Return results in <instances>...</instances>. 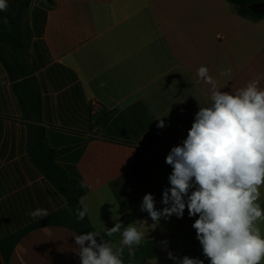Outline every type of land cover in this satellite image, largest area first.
<instances>
[{
  "label": "crops",
  "instance_id": "crops-1",
  "mask_svg": "<svg viewBox=\"0 0 264 264\" xmlns=\"http://www.w3.org/2000/svg\"><path fill=\"white\" fill-rule=\"evenodd\" d=\"M26 25L22 49L0 44L1 264H81L77 220L36 164H56L84 186L87 218L102 232L134 200L151 193L156 202L170 187L166 156L210 103L199 67L221 92L257 77L264 88V18H242L225 0H31ZM146 136H155L151 147ZM36 208L49 215L33 219ZM197 218L185 208L158 224L135 219L147 225L134 255L121 233L110 242L123 247V264H177L169 252L209 264L200 242L185 238Z\"/></svg>",
  "mask_w": 264,
  "mask_h": 264
},
{
  "label": "clouds",
  "instance_id": "clouds-1",
  "mask_svg": "<svg viewBox=\"0 0 264 264\" xmlns=\"http://www.w3.org/2000/svg\"><path fill=\"white\" fill-rule=\"evenodd\" d=\"M7 7V0H0V11ZM3 23H8L6 17ZM197 78L211 85L210 103L199 106L186 139L166 156L165 162L173 169L168 177L170 187L163 190L166 207L157 210L149 193L140 210L154 224L161 217L182 218L185 208L189 217L198 216L192 227L209 264H264V235L257 227L264 220V209L258 203L264 187V88L257 77L235 92H221L206 66L197 69ZM157 126L163 128V120ZM87 213L88 206L81 199L76 215L83 220ZM28 215L44 218L49 212L36 208ZM146 225L145 220L127 226L119 221L104 234L89 231L74 236L81 264H123V247L104 236L121 233L120 245L134 255L135 246L145 239ZM168 257L177 264H204L188 256L179 259L171 252Z\"/></svg>",
  "mask_w": 264,
  "mask_h": 264
},
{
  "label": "trees",
  "instance_id": "trees-1",
  "mask_svg": "<svg viewBox=\"0 0 264 264\" xmlns=\"http://www.w3.org/2000/svg\"><path fill=\"white\" fill-rule=\"evenodd\" d=\"M227 3L235 7L238 16L258 20L264 17L255 16L249 10L248 6L254 3L264 2V0H225ZM31 0H7L8 7L6 11H0V44L7 45L13 50L22 49L23 41L27 36L26 29L20 23L23 16L26 14ZM7 18L8 23H3V19ZM8 72H11V66L4 60H1ZM155 142V136H146L142 142L143 145L151 147ZM146 151V150H143ZM44 176L52 183L56 190L64 197L66 206L71 211L77 220L80 234H85L89 231H94L89 223L87 215L83 220H80L76 215V209L80 207V199L85 195V188L78 180H69L65 171L56 164H36ZM140 155H137L131 166L132 187L134 188L140 178ZM163 192L159 199L155 202V208L162 210L166 205L162 203ZM140 201L134 200L133 207L130 213L124 214L119 221L124 226L130 224L135 219H139L148 215L147 212H142ZM118 221V222H119ZM105 231L100 232L104 234ZM115 235V234H114ZM113 235V236H114ZM112 236V237H113ZM112 237L104 236V239L111 241ZM185 238L188 241H196V235L187 233ZM99 237L97 240L99 242ZM1 264V262H0Z\"/></svg>",
  "mask_w": 264,
  "mask_h": 264
},
{
  "label": "water",
  "instance_id": "water-1",
  "mask_svg": "<svg viewBox=\"0 0 264 264\" xmlns=\"http://www.w3.org/2000/svg\"><path fill=\"white\" fill-rule=\"evenodd\" d=\"M248 10L255 16L264 17V2L251 4L248 6Z\"/></svg>",
  "mask_w": 264,
  "mask_h": 264
},
{
  "label": "rangeland",
  "instance_id": "rangeland-1",
  "mask_svg": "<svg viewBox=\"0 0 264 264\" xmlns=\"http://www.w3.org/2000/svg\"><path fill=\"white\" fill-rule=\"evenodd\" d=\"M33 2H37L38 0H32ZM20 23L22 26L25 28L26 25V14L23 16L21 19ZM257 227L260 229L261 234L264 235V220L258 221L257 222Z\"/></svg>",
  "mask_w": 264,
  "mask_h": 264
},
{
  "label": "built area",
  "instance_id": "built-area-1",
  "mask_svg": "<svg viewBox=\"0 0 264 264\" xmlns=\"http://www.w3.org/2000/svg\"><path fill=\"white\" fill-rule=\"evenodd\" d=\"M90 108H91V113L94 115L96 112L99 111L100 107L99 105L97 104V102L91 100L90 101Z\"/></svg>",
  "mask_w": 264,
  "mask_h": 264
}]
</instances>
